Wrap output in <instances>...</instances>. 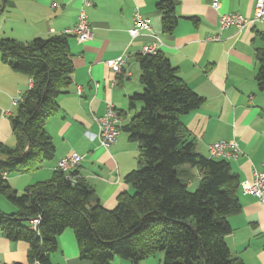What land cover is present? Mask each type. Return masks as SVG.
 I'll list each match as a JSON object with an SVG mask.
<instances>
[{
	"label": "trees",
	"instance_id": "16d2710c",
	"mask_svg": "<svg viewBox=\"0 0 264 264\" xmlns=\"http://www.w3.org/2000/svg\"><path fill=\"white\" fill-rule=\"evenodd\" d=\"M16 1L3 0L4 8ZM155 3L162 33L173 34L182 18L177 12L181 0ZM184 18L200 21L194 15ZM261 36L264 41V30ZM70 37L0 38L1 60L32 78L10 116L16 145L0 142V193L17 207L12 212L0 208L3 233L29 244L32 264H52L59 235L68 227L75 231L80 257L93 264H114L116 257L139 264L161 252L163 264H246L232 255L226 240L232 231L229 218L242 210L241 180L229 160L197 150L182 116L201 107L206 98L189 86L162 50L140 55L143 90L129 97L135 114L123 126L140 148L138 168L125 177L133 192H120L116 206L109 209L86 180H73L59 169L27 185L23 193L10 184L9 175L36 171L55 156L45 126L73 82ZM257 57L256 80L264 90V44ZM196 179L198 186L191 190ZM39 215L36 231L30 220Z\"/></svg>",
	"mask_w": 264,
	"mask_h": 264
},
{
	"label": "crops",
	"instance_id": "0c3cea01",
	"mask_svg": "<svg viewBox=\"0 0 264 264\" xmlns=\"http://www.w3.org/2000/svg\"><path fill=\"white\" fill-rule=\"evenodd\" d=\"M213 1L181 0L177 12L182 18L173 34H163L155 0H93L86 9L92 36L81 42L71 35L73 82L59 97L60 109L45 126L55 143V156L36 171L9 175L10 184L20 192L29 184L50 178L60 157L78 153L82 155L78 176L94 188L104 207L114 208L120 192L134 191L125 177L139 166V142L130 139L123 126L135 114L129 108V97L143 90L141 47L152 40L148 34L131 38L136 6L161 37L160 50L189 86L206 98L201 107L182 116L197 150L208 156L211 142L238 141L243 152L229 161L241 182L252 180L254 170L264 165V90L256 80L257 49L264 44V26L254 21L243 31L234 26L221 30V14L239 12L252 18L256 0H218L219 9L212 6ZM82 5L83 0H17L14 6L4 8L0 0V38L29 41L63 33L75 24ZM193 15L200 18L198 24L184 18ZM217 34L220 39L207 40ZM122 55L126 62L116 73L107 61ZM31 86L30 76L13 70L0 56V142L15 144L10 120L16 110L13 99ZM109 102L122 112V122L117 140L106 148L98 137L96 117L104 114ZM239 199L242 210L229 218L232 231L226 238L228 246L244 263L264 264V202L244 193L241 186ZM163 259L162 252L156 253L139 264H163ZM51 262L93 264L80 257L75 231L70 227L59 235ZM0 264H32L29 244L8 238L1 228ZM114 264L131 262L116 257Z\"/></svg>",
	"mask_w": 264,
	"mask_h": 264
},
{
	"label": "built area",
	"instance_id": "2783aa9c",
	"mask_svg": "<svg viewBox=\"0 0 264 264\" xmlns=\"http://www.w3.org/2000/svg\"><path fill=\"white\" fill-rule=\"evenodd\" d=\"M93 4V0H83V5L78 14L75 24L71 27L64 29L63 33L75 35L81 42L88 40L92 36L91 24L87 15V7ZM212 6L219 9L221 6L220 1L215 0ZM254 21L264 23V0L255 1V9L253 17H249L239 12L223 13L219 16L220 29L224 30L229 27H236L239 31H243L248 25ZM132 40L141 34H148L152 36V40L144 43L141 47V55H155L160 51L161 37L154 32L153 26L148 17H146L138 6L135 7L133 13V26L129 29ZM220 35H210L207 40H218ZM126 62L124 55L116 58L109 59L107 65L116 73L122 71ZM78 93L82 92V86H77ZM22 96V95H21ZM21 96L13 99V104L18 105ZM98 123V137L102 146L109 148L115 141L121 130L122 115L113 103H108L107 108L103 115L97 116ZM209 156L213 158H224L231 160L242 154L243 150L238 141L232 140H217L208 145ZM82 155L72 153L65 155L57 161L56 169L62 170L72 179H77V175L72 172L77 171L81 162ZM252 180H245L241 182L242 191L246 194L256 196L261 202H264V165L261 169H255ZM41 223V216L34 217L30 220L32 229L38 231L39 224ZM39 233V232H38ZM34 264H39L35 261Z\"/></svg>",
	"mask_w": 264,
	"mask_h": 264
},
{
	"label": "rangeland",
	"instance_id": "374dc122",
	"mask_svg": "<svg viewBox=\"0 0 264 264\" xmlns=\"http://www.w3.org/2000/svg\"><path fill=\"white\" fill-rule=\"evenodd\" d=\"M259 27H263L264 25L260 22H257ZM14 139L15 135H14ZM7 145H9L8 143H6ZM16 145V141L15 144L13 146ZM10 146V145H9ZM63 157V156H62ZM60 157V158H62ZM59 158V159H60ZM181 165H179L177 168H179ZM198 186V179L192 181L189 185V188L191 190L196 189V187ZM24 190L20 191L19 193H23ZM0 208L4 211V212H12L14 209H17V207L9 200L7 199L3 194L0 193Z\"/></svg>",
	"mask_w": 264,
	"mask_h": 264
}]
</instances>
